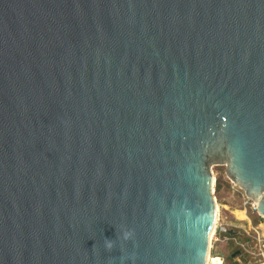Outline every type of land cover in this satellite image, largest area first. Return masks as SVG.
<instances>
[{
  "label": "water",
  "instance_id": "water-1",
  "mask_svg": "<svg viewBox=\"0 0 264 264\" xmlns=\"http://www.w3.org/2000/svg\"><path fill=\"white\" fill-rule=\"evenodd\" d=\"M213 165L264 219V0H0V264H206Z\"/></svg>",
  "mask_w": 264,
  "mask_h": 264
},
{
  "label": "rangeland",
  "instance_id": "rangeland-1",
  "mask_svg": "<svg viewBox=\"0 0 264 264\" xmlns=\"http://www.w3.org/2000/svg\"><path fill=\"white\" fill-rule=\"evenodd\" d=\"M211 174L213 177V197L217 205L216 219L218 218V222L222 221L226 224V232L219 235L216 234L211 238L207 264H219V260L221 259L217 256L218 252L223 253L224 257H226L223 261L224 264H257L255 233L252 229H257L258 233L264 237V219L259 216L260 220L256 222V226H253L254 219L258 214L252 212L246 206V216L250 220V223H248L243 213L244 194L238 186L228 179L224 165H213L211 167ZM219 175H222L224 180L222 179V184L216 189V179ZM249 212L253 214H249ZM228 231H232L234 237L228 234ZM246 237H249L251 244L247 241ZM236 251H240V254L237 253L234 257H230ZM210 257L218 258L210 260Z\"/></svg>",
  "mask_w": 264,
  "mask_h": 264
},
{
  "label": "built area",
  "instance_id": "built-area-1",
  "mask_svg": "<svg viewBox=\"0 0 264 264\" xmlns=\"http://www.w3.org/2000/svg\"><path fill=\"white\" fill-rule=\"evenodd\" d=\"M244 201H243V207H244V217L248 220L247 214H246V206H248L252 212L257 214L256 204L251 199L247 198L244 195ZM248 223H250V220H248ZM255 233L254 239H255V248L257 251L255 252V255L258 259L257 264H264V237L263 235H260L258 233L257 229H252ZM226 232V224H224L222 221L218 222V218L215 220L214 229L211 235V238H213L216 234L219 235L220 233ZM210 238V240H211ZM212 258H218V257H212ZM210 257V260L212 259Z\"/></svg>",
  "mask_w": 264,
  "mask_h": 264
},
{
  "label": "trees",
  "instance_id": "trees-1",
  "mask_svg": "<svg viewBox=\"0 0 264 264\" xmlns=\"http://www.w3.org/2000/svg\"><path fill=\"white\" fill-rule=\"evenodd\" d=\"M222 179H223V177H222V175H219V177L216 179V183H217V185H216V189H218L219 188V186L222 184ZM224 180V179H223ZM249 214H253V213H250L249 212ZM256 215V214H255ZM255 222H254V224H253V226H256L257 225V221H259L260 220V217L258 216V215H256V217H255ZM246 239H247V241L250 243V239H249V237H246ZM251 244V243H250Z\"/></svg>",
  "mask_w": 264,
  "mask_h": 264
},
{
  "label": "bare ground",
  "instance_id": "bare-ground-1",
  "mask_svg": "<svg viewBox=\"0 0 264 264\" xmlns=\"http://www.w3.org/2000/svg\"><path fill=\"white\" fill-rule=\"evenodd\" d=\"M216 213H217V205L215 204V219H216V217H217V216H216ZM212 232H213V229H212V231H211V233H210L209 239L211 238ZM209 243H210V242H209ZM207 258H208V257H207ZM217 260H219V259H217ZM220 262H221V260H219V264L222 263V262H221V263H220ZM206 264H207V263H206Z\"/></svg>",
  "mask_w": 264,
  "mask_h": 264
},
{
  "label": "clouds",
  "instance_id": "clouds-1",
  "mask_svg": "<svg viewBox=\"0 0 264 264\" xmlns=\"http://www.w3.org/2000/svg\"><path fill=\"white\" fill-rule=\"evenodd\" d=\"M127 235H128V233H125V236L127 237ZM110 241H112V240H110V239H106L105 240V242H106V244H107V246L110 248L111 247V244L110 243H108V242H110Z\"/></svg>",
  "mask_w": 264,
  "mask_h": 264
},
{
  "label": "flooded vegetation",
  "instance_id": "flooded-vegetation-1",
  "mask_svg": "<svg viewBox=\"0 0 264 264\" xmlns=\"http://www.w3.org/2000/svg\"><path fill=\"white\" fill-rule=\"evenodd\" d=\"M232 237H234V235H232ZM247 245H249V243H247ZM252 248V247H251ZM237 253H239L240 254V251H236ZM231 257V256H230ZM225 258L226 257H224V255H223V261L225 260Z\"/></svg>",
  "mask_w": 264,
  "mask_h": 264
}]
</instances>
